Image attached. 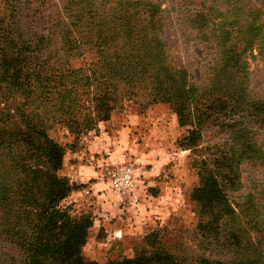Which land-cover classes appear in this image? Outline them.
<instances>
[{
  "label": "rangeland",
  "instance_id": "374dc122",
  "mask_svg": "<svg viewBox=\"0 0 264 264\" xmlns=\"http://www.w3.org/2000/svg\"><path fill=\"white\" fill-rule=\"evenodd\" d=\"M153 1H162L164 8L161 36L170 62L186 67L198 85L206 84L219 50L216 43L197 38L190 16L199 8L198 0ZM235 1L215 0L221 12H228ZM65 3L21 0L10 5V0H0L5 25L12 22L9 16L17 7L18 26L25 27L24 39L32 43L31 66L48 65L37 74L38 87L31 92L21 95L3 86L0 115L1 125L13 127L22 124L16 109H25L33 120L44 121L47 134L61 147L63 166L57 174L69 181L72 191L57 209L91 224L82 249L84 259L109 264L162 247L190 264H249L261 258L264 262V161L243 162L235 183L224 178L227 206L215 207L194 196L221 149L229 145L228 125L234 123L233 118L243 122L263 148L264 128L246 112L226 116L222 126L208 125L203 130L197 147L186 148L182 140L189 126L180 124L170 103L151 101L149 75L139 78L131 72L127 77L126 69L115 78L121 60L116 51L131 54L128 38L115 48L109 42L112 33L101 31L105 27H73ZM253 5L264 6V0ZM41 38L43 43L38 42ZM68 38L82 41L69 44ZM98 39L108 44L98 47ZM52 69L56 75L65 71L73 76L53 77L58 84L52 85L62 84L61 89H53L46 84ZM249 73V97L264 95V58L251 59ZM41 83L45 88L39 87ZM101 92L114 99L108 101L107 119L96 101ZM1 160L2 169V153ZM127 167L135 172L133 185L115 190L113 177ZM5 191L10 198L21 187L13 183ZM19 200L12 195L0 202V264H26L30 253L23 236L39 231L33 228L40 219L37 208L27 207L29 216L18 223L24 217Z\"/></svg>",
  "mask_w": 264,
  "mask_h": 264
},
{
  "label": "trees",
  "instance_id": "16d2710c",
  "mask_svg": "<svg viewBox=\"0 0 264 264\" xmlns=\"http://www.w3.org/2000/svg\"><path fill=\"white\" fill-rule=\"evenodd\" d=\"M20 1L10 0V5ZM236 1L230 3L228 12H221L215 0H198L199 8L194 9L195 13L190 16V21L199 33L197 38L216 43V49L219 50L211 67V76L204 85L193 81L186 67L174 66L170 62L167 43L161 36L164 33L161 30L164 20L162 1L66 0L65 5L68 17L73 20V27L103 26L105 28L101 31L108 29L112 33L109 42H114L115 48L128 38L132 46L131 54L123 50L119 53L116 51L121 60L115 78L121 70L126 69L127 77L131 72L139 78L149 75L146 79L149 81L147 85L153 89L151 101L171 104L180 124L189 126L182 144L192 149L200 144L203 130L208 125L222 126L226 116L233 117L246 112L259 127L264 128V95L249 97L248 88L250 60L259 56L264 58V6L253 5L255 1L261 0ZM13 8L9 16L12 20L10 24L5 25L6 17H0V106L1 99L5 98L3 86L21 95L31 92L38 87L37 74L48 67L46 63L41 64L39 69L31 66L33 61L29 53L32 43L24 39L25 27L18 26L17 7ZM99 40L98 47L108 44L106 40ZM44 41V38L38 40L39 43ZM67 41L77 44L82 39L68 38ZM56 72L52 69L46 84L49 83L53 89H61L62 84L58 87L52 85L58 84L55 80L58 78L53 77L63 79L73 75L68 76L65 71L60 72L62 75H56ZM39 87L43 89L45 84L41 83ZM96 101L103 119H107L110 110L108 101H114L113 95L101 92ZM25 111L20 107L16 109V114L22 117V124L16 123L13 127L1 125L0 115V161H3L1 153L5 158L2 169L0 163V202L2 199H11L12 195L20 197V213L24 217L18 223L29 216L27 207L37 208V215L40 216L39 223L33 227L39 228L38 233L23 236L24 248L30 253L25 263L93 264V261L87 262L82 254L91 224L87 219L74 220L57 209L59 202L72 191L69 181L57 174L63 166V151L47 134L44 121L33 120L32 113ZM233 120L234 123L228 125L231 129L229 145L221 149L215 158L214 168L204 174L203 185L194 193L195 198L215 207L227 206L223 191L224 178L229 183H235L240 177L243 162L264 161L263 146L254 141L243 122ZM13 183L21 187V191L11 192L9 198L10 194L5 190L12 188ZM31 224L30 219L28 226ZM19 230L25 232L22 226ZM250 245L253 244L250 242ZM109 264L190 263L162 247H156L153 251H141L133 258ZM249 264L264 262L261 258Z\"/></svg>",
  "mask_w": 264,
  "mask_h": 264
},
{
  "label": "built area",
  "instance_id": "2783aa9c",
  "mask_svg": "<svg viewBox=\"0 0 264 264\" xmlns=\"http://www.w3.org/2000/svg\"><path fill=\"white\" fill-rule=\"evenodd\" d=\"M135 172L132 167L123 169L112 179V187L115 190H123L131 187L134 183Z\"/></svg>",
  "mask_w": 264,
  "mask_h": 264
}]
</instances>
